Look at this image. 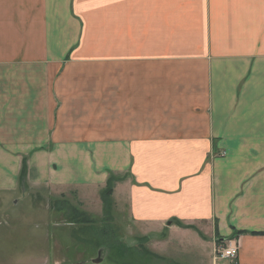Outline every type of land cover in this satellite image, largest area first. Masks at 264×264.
Returning <instances> with one entry per match:
<instances>
[{
  "label": "crops",
  "instance_id": "obj_1",
  "mask_svg": "<svg viewBox=\"0 0 264 264\" xmlns=\"http://www.w3.org/2000/svg\"><path fill=\"white\" fill-rule=\"evenodd\" d=\"M23 160L33 187L129 174L131 223L264 264V0H0V192Z\"/></svg>",
  "mask_w": 264,
  "mask_h": 264
},
{
  "label": "rangeland",
  "instance_id": "obj_2",
  "mask_svg": "<svg viewBox=\"0 0 264 264\" xmlns=\"http://www.w3.org/2000/svg\"><path fill=\"white\" fill-rule=\"evenodd\" d=\"M171 61L185 72L180 75L183 82L193 76L189 69L195 64L189 63L198 59H165V65ZM164 81L169 82L168 75ZM186 94L180 91L184 98L174 106L165 89L164 114L184 111ZM104 188L33 187L25 175L17 190L0 192V264H94L98 253L99 264H231L215 258L218 246L212 259L197 250L193 231L149 233L131 223L119 196L122 190L114 194V186L106 198Z\"/></svg>",
  "mask_w": 264,
  "mask_h": 264
},
{
  "label": "built area",
  "instance_id": "obj_3",
  "mask_svg": "<svg viewBox=\"0 0 264 264\" xmlns=\"http://www.w3.org/2000/svg\"><path fill=\"white\" fill-rule=\"evenodd\" d=\"M239 251V243L236 239L223 241L215 251V258L220 261H234Z\"/></svg>",
  "mask_w": 264,
  "mask_h": 264
},
{
  "label": "trees",
  "instance_id": "obj_4",
  "mask_svg": "<svg viewBox=\"0 0 264 264\" xmlns=\"http://www.w3.org/2000/svg\"><path fill=\"white\" fill-rule=\"evenodd\" d=\"M25 160H23L22 162V166H21V170H20V174H19V184H21L22 180L24 179V176L26 175V165H25ZM129 174H122V175H109L107 181H106V185L104 188V191L102 192V195L106 198H109L112 195V191L114 186L119 183L124 181ZM102 196V197H103Z\"/></svg>",
  "mask_w": 264,
  "mask_h": 264
},
{
  "label": "water",
  "instance_id": "obj_5",
  "mask_svg": "<svg viewBox=\"0 0 264 264\" xmlns=\"http://www.w3.org/2000/svg\"><path fill=\"white\" fill-rule=\"evenodd\" d=\"M100 262H101L100 253H98V259L94 260L93 263L94 264H99Z\"/></svg>",
  "mask_w": 264,
  "mask_h": 264
}]
</instances>
